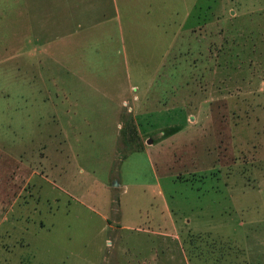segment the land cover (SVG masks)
Wrapping results in <instances>:
<instances>
[{"label": "rangeland", "instance_id": "obj_1", "mask_svg": "<svg viewBox=\"0 0 264 264\" xmlns=\"http://www.w3.org/2000/svg\"><path fill=\"white\" fill-rule=\"evenodd\" d=\"M128 4L134 94L166 82V110L155 94L103 118L77 91L65 118L22 133L0 77V264H264V0ZM60 8L57 30L96 29ZM104 52L82 62L122 66Z\"/></svg>", "mask_w": 264, "mask_h": 264}, {"label": "crops", "instance_id": "obj_2", "mask_svg": "<svg viewBox=\"0 0 264 264\" xmlns=\"http://www.w3.org/2000/svg\"><path fill=\"white\" fill-rule=\"evenodd\" d=\"M87 1L0 0V77L13 80L16 85L14 93L1 95V101L14 102L18 132L34 133L41 118H65L71 111V103H75L74 92L77 91L87 93L85 98L92 111L103 118H116L124 99L131 105L132 116L148 112L150 105L146 103L155 94L162 105L160 108L166 110V82L160 90H151L152 82H148V88L134 94L138 88L129 80L128 47L124 43L119 10L120 5L121 11L128 13L131 9L129 0H94L89 10L86 7L80 9ZM58 7L61 8L57 11L60 13L57 22L68 23L73 19L83 26L82 21L90 19L98 22L96 29L77 35L69 33L67 26L63 28L65 25L62 24L57 30L55 15ZM88 49L105 51L112 55L111 58L120 53L122 66L117 62L116 67L113 61L106 64L82 62V53ZM175 59L181 61V57L174 56ZM55 70H61L71 81L56 76ZM78 86H83L86 91ZM55 99L61 105H55ZM137 102L139 104L135 105ZM203 114L199 112L198 117ZM59 127L64 128L61 122Z\"/></svg>", "mask_w": 264, "mask_h": 264}, {"label": "water", "instance_id": "obj_3", "mask_svg": "<svg viewBox=\"0 0 264 264\" xmlns=\"http://www.w3.org/2000/svg\"><path fill=\"white\" fill-rule=\"evenodd\" d=\"M147 143H149V141Z\"/></svg>", "mask_w": 264, "mask_h": 264}]
</instances>
